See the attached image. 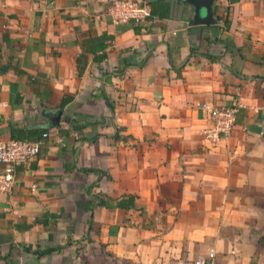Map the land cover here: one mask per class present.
<instances>
[{"label":"crops","instance_id":"crops-1","mask_svg":"<svg viewBox=\"0 0 264 264\" xmlns=\"http://www.w3.org/2000/svg\"><path fill=\"white\" fill-rule=\"evenodd\" d=\"M113 1L0 0V139L50 134L0 196V264H264V0H217L197 26L181 0L117 24ZM235 102L207 140L201 105Z\"/></svg>","mask_w":264,"mask_h":264},{"label":"built area","instance_id":"built-area-1","mask_svg":"<svg viewBox=\"0 0 264 264\" xmlns=\"http://www.w3.org/2000/svg\"><path fill=\"white\" fill-rule=\"evenodd\" d=\"M110 15L115 23L143 24L151 20L152 11L148 0H114L110 9ZM209 112L213 125L203 130L204 137L218 143L227 138L235 128L236 116L240 111L239 102L232 107H211L201 105ZM50 141L49 132L42 134L37 140H1L0 139V196L11 194L17 183L18 167L38 156L41 149ZM63 144V140H59ZM208 258L199 257L189 259L180 257L171 260H159L154 264H214L213 252Z\"/></svg>","mask_w":264,"mask_h":264},{"label":"water","instance_id":"water-1","mask_svg":"<svg viewBox=\"0 0 264 264\" xmlns=\"http://www.w3.org/2000/svg\"><path fill=\"white\" fill-rule=\"evenodd\" d=\"M194 7V16L190 21V25H214L218 23L215 17V4L217 0H181ZM62 112H52L49 117H52V125L58 126ZM65 122H69L68 118H64Z\"/></svg>","mask_w":264,"mask_h":264},{"label":"trees","instance_id":"trees-1","mask_svg":"<svg viewBox=\"0 0 264 264\" xmlns=\"http://www.w3.org/2000/svg\"><path fill=\"white\" fill-rule=\"evenodd\" d=\"M149 5H150L151 11H152V17H151V19H152L154 15L158 14V12L156 11V2L155 3L154 2H149ZM219 20L221 21L222 19H219ZM225 25L226 26L229 25L228 19L225 20ZM192 53H195L194 50L192 51ZM65 100H66V98H65ZM63 104H64V102H63ZM59 130L63 134V133H65V131L67 129L66 128H62L61 126H59ZM42 133H44V132L42 131L41 134ZM14 136L16 137V135H14ZM17 137H18V139H20L19 135H17ZM96 205H100V206H104V207H108V208H121V209H125V210H130V209H134L136 207V196H134V195H126V196L120 197V198L115 199V200L110 199V198H99V197H97L96 200L91 201L90 207L93 208ZM53 252H54V250L50 249L47 252L41 253L40 255L50 254V253H53Z\"/></svg>","mask_w":264,"mask_h":264}]
</instances>
